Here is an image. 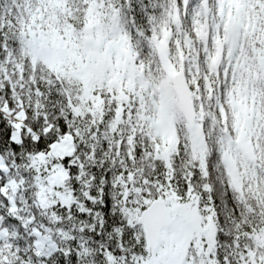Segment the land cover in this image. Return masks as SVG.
Masks as SVG:
<instances>
[{"label": "snow or ice", "instance_id": "1", "mask_svg": "<svg viewBox=\"0 0 264 264\" xmlns=\"http://www.w3.org/2000/svg\"><path fill=\"white\" fill-rule=\"evenodd\" d=\"M90 19L134 70L100 108L98 89L36 58L38 30L80 37ZM174 41L186 58L171 67ZM177 74L193 113L173 149L157 85ZM204 97L215 116L229 98L251 109L239 190L219 165L239 130L210 115L213 148ZM0 264H264V0H0Z\"/></svg>", "mask_w": 264, "mask_h": 264}, {"label": "rangeland", "instance_id": "2", "mask_svg": "<svg viewBox=\"0 0 264 264\" xmlns=\"http://www.w3.org/2000/svg\"><path fill=\"white\" fill-rule=\"evenodd\" d=\"M56 2L62 3V0H56ZM96 24L97 21L95 19H90L89 23L85 25L87 34L80 37L76 35L77 30L72 25H68L67 30L63 26L58 29L45 27L42 30H38L37 38L40 44L36 58L38 62H42L47 67L50 64H55L66 69V75L70 76L73 82L80 81L83 83L87 81L90 86L98 89L95 103L100 108L104 104L100 97L101 91L111 92L115 88L116 95L121 99H125L124 91L125 89L131 90V76L134 70L130 66V62L121 58L124 54L122 49L117 48L111 42L105 41L101 30L93 32ZM238 27L237 23L229 30L227 42L232 48L236 46L239 34ZM221 42H223V38L217 42V48L222 50L219 46ZM185 52H187V47H185ZM165 53L166 55L169 53V45L167 44L165 45ZM195 55L196 53L193 51V59H195ZM185 58L184 53L180 52L173 59L174 63L171 64V67L179 66ZM219 62L220 58H217V64ZM126 76L129 79H125ZM172 81L173 76L170 75L157 85L159 103L156 108V127L162 139H167L169 145L175 149L177 141L176 131L179 125L176 121L182 120L184 126L185 122L173 91ZM231 101L237 112L236 128L240 133L239 155L244 160H248L251 157V148L248 146L246 133L252 120V112L250 107L244 102L243 97L236 100L231 99ZM200 111L203 113V110ZM200 143L203 144L202 137ZM232 159L233 155L224 160L227 164L228 172L233 176L234 185L239 187V177L235 173V167L229 163Z\"/></svg>", "mask_w": 264, "mask_h": 264}, {"label": "trees", "instance_id": "3", "mask_svg": "<svg viewBox=\"0 0 264 264\" xmlns=\"http://www.w3.org/2000/svg\"><path fill=\"white\" fill-rule=\"evenodd\" d=\"M180 48H181L180 45L178 43H176L175 41L171 45H169V51L171 52L173 59H175L177 57V54H180V52H181ZM221 51L222 50L220 48H217L218 53ZM217 58H219V55H217ZM39 63L44 65L45 68H47V66L45 64H43L42 62H39ZM201 67H203V64H201ZM217 95H219V93ZM198 107H199V110H203L204 114L202 116L201 122L205 126L206 130L211 132V137H210L209 142L212 144V147L215 148V139H216L217 133L215 132L214 129H212L208 126V117L210 115L215 116V114L217 112V104L214 102H210V100L207 97H204L202 106H198ZM215 118H217L221 124L231 122L236 127L237 112L233 107L231 98H229V100L225 103L223 110L219 111L218 116H215ZM177 127L182 132L183 128H184V124L181 123ZM238 159H243V158L239 155V153L233 154V159L231 161H229V163L233 164L235 167V173H236L237 177H239V179H238L239 180L238 181L239 187H236L234 185L233 180H232L233 176L228 172V167H227V164L225 163L224 159H221L219 161V165H220V175L222 177H224L225 179H227V177L230 176L233 186L239 190V188L242 185V182L246 183L248 181V179H250V177L245 174L246 170H244L243 168L240 170L237 169L236 165H237ZM225 165H226V168L224 167Z\"/></svg>", "mask_w": 264, "mask_h": 264}, {"label": "water", "instance_id": "4", "mask_svg": "<svg viewBox=\"0 0 264 264\" xmlns=\"http://www.w3.org/2000/svg\"><path fill=\"white\" fill-rule=\"evenodd\" d=\"M173 90L177 98L180 112L187 123L193 113V99L189 93L187 85L179 74L173 76Z\"/></svg>", "mask_w": 264, "mask_h": 264}]
</instances>
